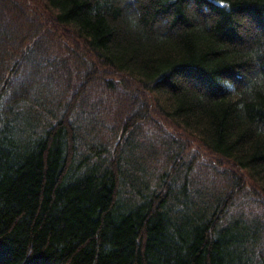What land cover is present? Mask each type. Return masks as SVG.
Segmentation results:
<instances>
[{
    "label": "trees",
    "instance_id": "trees-1",
    "mask_svg": "<svg viewBox=\"0 0 264 264\" xmlns=\"http://www.w3.org/2000/svg\"><path fill=\"white\" fill-rule=\"evenodd\" d=\"M0 23V264H264V0Z\"/></svg>",
    "mask_w": 264,
    "mask_h": 264
},
{
    "label": "rangeland",
    "instance_id": "rangeland-1",
    "mask_svg": "<svg viewBox=\"0 0 264 264\" xmlns=\"http://www.w3.org/2000/svg\"><path fill=\"white\" fill-rule=\"evenodd\" d=\"M136 15V13H134ZM0 26H1V23H0ZM25 66H30L31 63L30 62H25L24 64ZM41 86H44V83H43V80L41 81ZM245 202L246 204L249 203V200L245 198Z\"/></svg>",
    "mask_w": 264,
    "mask_h": 264
}]
</instances>
